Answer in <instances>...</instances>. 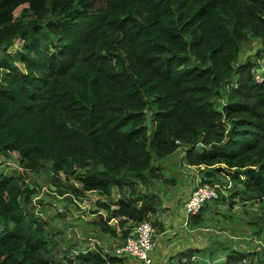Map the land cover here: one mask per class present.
<instances>
[{
  "label": "trees",
  "instance_id": "16d2710c",
  "mask_svg": "<svg viewBox=\"0 0 264 264\" xmlns=\"http://www.w3.org/2000/svg\"><path fill=\"white\" fill-rule=\"evenodd\" d=\"M251 39L254 58L241 59ZM261 60L264 0H0V158L16 153L23 171L49 170L68 194L116 190L95 212L123 242L156 212L136 183L183 148L186 165L203 166L199 183L219 184L188 217L196 227L219 201H264ZM35 190L19 170L0 171V264L124 263L113 249L56 239L30 209ZM179 256L195 264L192 248Z\"/></svg>",
  "mask_w": 264,
  "mask_h": 264
},
{
  "label": "rangeland",
  "instance_id": "374dc122",
  "mask_svg": "<svg viewBox=\"0 0 264 264\" xmlns=\"http://www.w3.org/2000/svg\"><path fill=\"white\" fill-rule=\"evenodd\" d=\"M258 47L259 42L251 39L244 44L240 58L249 56L253 59ZM183 154V148H179L166 158L154 161L153 165L160 170L159 176L150 177L147 184L136 181L138 194L153 196L156 206L155 214L149 219L151 224L155 222L152 228L157 252L153 254L151 264H179V254L187 248L194 250L192 262L195 264H228L226 259L232 256H239V260L229 264H261L264 260V201L235 197L231 206L228 199L219 201L212 209L202 211V221L198 226L190 227L183 204L192 187L205 174L203 166L186 165ZM3 159L0 158V171L9 173L17 169L26 184L36 189L31 196L34 207L30 209L55 227L56 239L62 235L66 241L75 242L76 250L97 246L112 250L121 245L118 228L116 236H113L102 232L98 226V216L100 213L105 216V211L95 212L98 208L96 201L113 202L119 197L116 190L109 197L98 191H86L84 195L68 194L66 189L51 180L49 170L23 171L16 153H10L8 159ZM60 179L64 181L63 173H60ZM227 184L232 186L230 182ZM125 192H128L126 187ZM110 224L114 225L115 220ZM60 252L54 253L53 258L59 259ZM121 257L125 258L123 264H142L132 256ZM59 264L67 262L63 259Z\"/></svg>",
  "mask_w": 264,
  "mask_h": 264
},
{
  "label": "built area",
  "instance_id": "2783aa9c",
  "mask_svg": "<svg viewBox=\"0 0 264 264\" xmlns=\"http://www.w3.org/2000/svg\"><path fill=\"white\" fill-rule=\"evenodd\" d=\"M257 80L261 78L258 76ZM218 187L216 183L195 184L183 204L186 218L199 213L206 202L216 199ZM153 239L152 224L148 220L141 221L130 229L121 245L113 249V253L117 256L129 255L142 264H151V252L155 248Z\"/></svg>",
  "mask_w": 264,
  "mask_h": 264
},
{
  "label": "crops",
  "instance_id": "0c3cea01",
  "mask_svg": "<svg viewBox=\"0 0 264 264\" xmlns=\"http://www.w3.org/2000/svg\"><path fill=\"white\" fill-rule=\"evenodd\" d=\"M189 167H195V168H197L196 166H189ZM200 167H202V166H200ZM157 254V252H156V250H155V248H154V250L151 252V255H152V257H153V254ZM154 258H155V256H154Z\"/></svg>",
  "mask_w": 264,
  "mask_h": 264
},
{
  "label": "water",
  "instance_id": "95a60500",
  "mask_svg": "<svg viewBox=\"0 0 264 264\" xmlns=\"http://www.w3.org/2000/svg\"><path fill=\"white\" fill-rule=\"evenodd\" d=\"M257 70H259V71H262V70H263V68H258ZM259 71H258V72H259Z\"/></svg>",
  "mask_w": 264,
  "mask_h": 264
},
{
  "label": "clouds",
  "instance_id": "9594fccd",
  "mask_svg": "<svg viewBox=\"0 0 264 264\" xmlns=\"http://www.w3.org/2000/svg\"><path fill=\"white\" fill-rule=\"evenodd\" d=\"M257 72H258V70H257ZM260 72V71H259ZM184 153V152H183ZM114 220V219H113ZM149 221V220H148ZM110 223V222H109Z\"/></svg>",
  "mask_w": 264,
  "mask_h": 264
},
{
  "label": "bare ground",
  "instance_id": "6f19581e",
  "mask_svg": "<svg viewBox=\"0 0 264 264\" xmlns=\"http://www.w3.org/2000/svg\"><path fill=\"white\" fill-rule=\"evenodd\" d=\"M189 216H190V215H189ZM189 216H188V217H189ZM188 217L186 218V220L188 219Z\"/></svg>",
  "mask_w": 264,
  "mask_h": 264
}]
</instances>
